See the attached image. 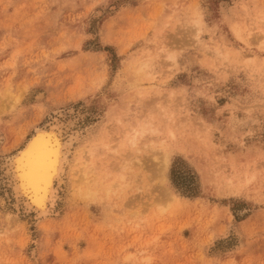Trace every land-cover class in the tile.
Listing matches in <instances>:
<instances>
[{"label": "rangeland", "instance_id": "rangeland-1", "mask_svg": "<svg viewBox=\"0 0 264 264\" xmlns=\"http://www.w3.org/2000/svg\"><path fill=\"white\" fill-rule=\"evenodd\" d=\"M260 31L264 0H0V264H264ZM58 111L55 213L17 217L5 163Z\"/></svg>", "mask_w": 264, "mask_h": 264}, {"label": "bare ground", "instance_id": "bare-ground-1", "mask_svg": "<svg viewBox=\"0 0 264 264\" xmlns=\"http://www.w3.org/2000/svg\"><path fill=\"white\" fill-rule=\"evenodd\" d=\"M54 117L48 129H36L23 147L5 163L15 216L33 214L36 222L55 213L70 153L80 136L76 131L78 120L75 117L60 111ZM84 152L81 155H85ZM84 155L81 158L87 160L89 155ZM81 164L84 166L85 163ZM78 170L86 179L85 170L82 167Z\"/></svg>", "mask_w": 264, "mask_h": 264}, {"label": "crops", "instance_id": "crops-1", "mask_svg": "<svg viewBox=\"0 0 264 264\" xmlns=\"http://www.w3.org/2000/svg\"><path fill=\"white\" fill-rule=\"evenodd\" d=\"M35 251H36V252H34V253H35V255H37V254L40 252V249H38V247H37V249H35ZM35 261H36V264H59V263L56 262L55 260H54L53 262H52V261L47 262V261L45 260L44 263H43L42 259H35Z\"/></svg>", "mask_w": 264, "mask_h": 264}, {"label": "trees", "instance_id": "trees-1", "mask_svg": "<svg viewBox=\"0 0 264 264\" xmlns=\"http://www.w3.org/2000/svg\"><path fill=\"white\" fill-rule=\"evenodd\" d=\"M186 189H187V186L185 187ZM188 188H190V187H188ZM191 189H192V186H191ZM191 189H187L188 190V193L190 194V192H191ZM192 193V192H191Z\"/></svg>", "mask_w": 264, "mask_h": 264}]
</instances>
